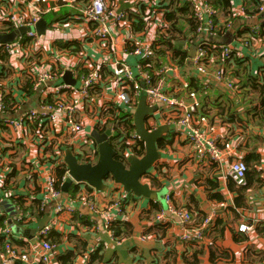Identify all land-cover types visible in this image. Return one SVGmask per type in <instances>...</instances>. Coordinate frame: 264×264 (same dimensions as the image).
Wrapping results in <instances>:
<instances>
[{"label": "crops", "instance_id": "1", "mask_svg": "<svg viewBox=\"0 0 264 264\" xmlns=\"http://www.w3.org/2000/svg\"><path fill=\"white\" fill-rule=\"evenodd\" d=\"M117 1L120 7L129 4L130 9V2ZM240 1L231 0L232 11L236 12ZM72 13V8L68 7L66 16ZM219 14L217 11L215 21L218 22V26L224 27L223 31L207 40L202 37L201 41L204 40V43L212 46L229 45L234 57L239 58V64L233 58L219 63L212 56L214 54L208 55L207 74L199 76L188 57L183 66H179L178 82L176 74L168 73L167 76L174 86L170 96L191 101L192 98L180 91L176 83L181 85V80H186L188 85H191V91L196 93L193 100L198 103L197 113L205 118L203 126L220 132L229 143V148L226 149L220 163L196 157L188 141L187 129L167 123V119L171 117L169 108L154 103V112L147 118L149 128L164 125L167 126V130L163 139L157 143L160 158L149 170L148 176L143 177L142 182L148 183L150 188L157 192V199L136 197L126 192L128 195L124 202L120 201L124 213H118L114 209L107 212L108 216L116 220L114 222L118 232L116 239L102 228L98 217L90 215L85 205H78L76 208L81 215L64 214L51 230L60 235V241L53 243L55 248L50 254V264H63L61 259L71 253L74 254L71 264H228L237 260L264 264V120L254 115L258 93H254L248 81L250 75H259L261 67H264V36L250 37L251 44L248 47L241 44L246 31L251 26L264 22V17L261 16L262 13L250 18L236 17L237 19H232L227 28L224 24L228 18ZM154 23L157 25L152 24L149 31L141 37L132 32L129 24L113 35L126 41H133L136 38L146 41L160 31L159 25L163 26L158 20H154ZM74 28L81 30L77 31ZM46 29L44 37L40 39V54H36L37 49L32 47L17 50L13 56L6 57L7 59L0 57V99L7 104L12 117L35 107L43 100L53 98L43 89L33 88V77L39 67H51L54 72H63L61 81L75 87H79L81 81H75L71 71L81 73L100 58L109 61L120 59L133 71L137 70L138 58L126 50L132 45L128 44L123 50L119 48L112 51L109 41L105 43L89 37L86 23L66 26V34L63 35L69 38L67 44L58 42L61 39H57L59 37L55 34L59 33H50L56 32L53 31L51 24L47 23ZM193 45L188 46L189 56L195 53ZM73 49L76 52H71ZM102 68V77L77 113V119L88 132L87 136H81L89 142L82 144L83 138L75 135L73 142L66 145V148L77 155L78 160L83 154V147L84 151L97 149L95 141L88 136L97 127L93 115L106 119L115 109L123 110L118 103L109 102L110 96L120 89L122 83L115 80L111 66ZM219 69L225 70L223 82H217L214 77V72ZM66 71H70L68 79L74 80V84L63 79ZM204 80H208L210 88H202ZM229 82L233 84L234 89L227 87L226 83ZM64 95L66 99L73 101L77 94L65 92ZM119 120L114 121L119 123ZM37 128V125L30 122H26L19 131L6 126L0 127V202L7 198L17 208L16 199L22 197L25 200L24 206L27 207L32 200L44 197V180L39 171L45 164L46 155L53 151L54 145L65 141V134L62 128H53V125L48 124V127L46 125L41 127L44 132L39 137ZM130 150L131 154H126L129 148L124 150V155L138 156L131 148ZM235 158H241L247 163L248 172L244 185H235L229 179L230 163ZM54 167L53 165L50 168L52 175ZM73 185L74 183L69 186L67 192L60 186L62 199L67 200L68 193L77 191L78 188L75 191L72 189ZM121 188L123 189L121 185L112 181L101 191L94 188L89 190L94 193L97 204L105 207L117 199L121 194ZM166 196L171 198L175 207L190 213L196 223L201 222L204 217H212V224L205 228V235L201 241L183 240L181 237L183 230L177 224L178 218L167 211L169 204ZM53 206L54 202L48 201L41 218L34 216V220L30 222L28 220L23 225L17 222L18 226L22 229L35 228L44 217L52 215ZM0 211L1 215L5 216V225L11 226L7 211L5 209ZM24 213L22 214L26 217ZM160 213L162 219L158 218ZM78 217H81V220ZM89 218L94 219V228L86 224ZM240 225L250 228L242 232L238 228ZM36 235L29 232L27 237H24L13 232V238L23 240L25 244L22 246L12 244L31 252L40 245ZM235 241L245 242L246 247L244 249V246L240 247L234 253L232 246ZM92 254L101 258H96L90 263ZM39 263L44 264L35 259L26 264Z\"/></svg>", "mask_w": 264, "mask_h": 264}, {"label": "built area", "instance_id": "2", "mask_svg": "<svg viewBox=\"0 0 264 264\" xmlns=\"http://www.w3.org/2000/svg\"><path fill=\"white\" fill-rule=\"evenodd\" d=\"M132 3L131 8L133 10H138L139 8L145 7L146 11L152 6L153 0H126ZM190 5L193 13V17L197 24L196 28V38H195V53L193 56H189L188 60L193 68H195L197 75L203 76L207 74L206 62L208 61V52L204 46V37L206 40L212 38L219 31H223L224 27L218 26L215 21L217 10L213 8L212 0H184ZM117 0L110 2L109 0H0V35H4L15 31L20 27L25 28V33L22 35H16L11 42H0V57L1 55H6L11 57L15 54L17 50L29 49L35 47L39 51L40 39L43 36L37 34L35 30V25L40 18H43L45 14L54 13L57 14L61 11V7L66 6L72 8V14L56 20L51 23L53 31L50 33L58 36L57 39L68 40L66 34L67 25H81L82 23L87 24L89 37H92L100 42H110L111 50L115 51L121 48V50L126 49L128 44L132 45V48L127 50L129 54H132L138 58L137 70L128 66L126 63L120 59H114L109 61L105 58H100L94 65H91L83 70L81 73L76 71H71L73 79L80 80L81 85L79 87L71 86L69 84L63 83L61 81V76L63 72H54L51 67H39L33 77V88L43 89L53 98L50 101H41L37 103L35 107L26 109L22 114L15 117L11 116V111L7 104L0 99V127L6 126L14 131L21 130L26 122H30L37 125V132L39 137L43 134L44 130L42 126L48 124L53 125V128L60 127L63 129L65 134V141L54 145L53 151L46 155L47 162L49 157H53L52 153L57 155L59 160L62 158L64 152L68 150L66 145L71 144L75 135L79 137L87 136L84 129V125L81 121L77 119V113L82 103H84L90 96L91 90L94 89L95 85L99 82L102 77V67L111 66L113 76L115 80L119 83L120 89L115 91L113 95L110 96V103H118L123 107V112L132 114L135 110L138 98L141 95H146L147 104L153 106L155 103L164 105L168 107L171 113V117L167 119V123L177 124L188 131V141L193 149V153L199 159H208L213 162H218L222 160L226 149L229 148V143L225 141L224 136L213 128H205L203 123L205 118L197 113L198 103L193 100L196 96L194 91H191L186 80H181V85L179 90L184 92L185 95L188 94L191 101L186 99H179L177 97L170 96L173 92V84L168 79V73L176 74V79L178 82L179 76L178 71L180 70L179 65L172 59L169 50L166 51L167 57H165V62L159 67L155 68V73H150L143 69L142 61L149 59L153 56V44L159 36L160 31L154 33V36L144 41L138 38L133 41H126L125 39H120L114 36V32H120L122 28L129 24L128 13L125 9L121 8ZM246 4L243 0L240 1V6L237 8L236 12L232 11L237 17H245ZM258 13L261 14L264 11V0H261V4L258 7ZM162 14L156 13L154 20H158L161 23ZM231 18L225 22V26L228 28L231 24ZM154 21L150 24L149 29ZM159 29H164L165 27L159 25ZM147 29V31L149 30ZM60 32H58V31ZM47 29L45 30V32ZM259 24L250 27L249 32L255 36L258 35ZM49 33V32H47ZM147 33V32H145ZM245 33L244 36H248ZM62 35V36H61ZM143 36V35H142ZM62 37V38H60ZM243 41V38L241 39ZM74 45V44H72ZM190 44L186 40H183L182 47L188 48ZM29 48H26L28 47ZM212 47L215 48V45ZM224 59L231 56L232 49L229 45L220 46ZM189 49V48H188ZM38 54H40L38 52ZM212 57V56H211ZM140 58V60H139ZM214 77L217 82H223V69L216 70L214 72ZM229 89H234L232 83H226ZM211 84L208 80H204L202 83V88H210ZM202 91V90H201ZM76 93V98L71 101V99H66L64 93ZM102 100V99H100ZM99 100V101H100ZM105 102V101H104ZM162 105V106H163ZM100 105V107H102ZM102 110V109H101ZM197 113V114H196ZM93 120L97 127L94 129L100 133H103L106 129L111 131V136L115 132V126L124 133V135H130L131 141L127 142L129 144V152L131 154L130 145L135 144L137 140V135L135 130L124 131L125 126L121 121H124L128 116L121 118L119 123H109L108 120H112L107 117H98L96 114L93 115ZM58 125V126H55ZM107 125V128L101 132L99 128H103ZM40 126V128H39ZM1 130V129H0ZM208 130V131H207ZM126 132V133H125ZM72 133V134H69ZM90 136V133L88 134ZM110 136V137H111ZM82 137V138H83ZM120 140V139H119ZM55 142V141H54ZM88 140H82V144H88ZM61 145L65 146V151L61 148ZM83 147V160H79L82 163H94L97 160V149L92 148L88 151H84ZM72 151V150H71ZM137 155V154H136ZM137 157H140L139 155ZM64 163V162H63ZM57 164V162H56ZM247 164L241 158H235L234 161L230 163L228 176L235 182L236 185L245 184V176L247 172ZM68 177V171L62 177L64 182ZM62 182V183H63ZM112 182L111 179H106L105 183L108 185ZM78 185V189L75 193H68L67 200L62 199L63 194L61 190L57 189L55 186V181L52 173L46 172L43 182L44 197L40 200L41 209L44 210L48 201H53V212L49 215L48 223L36 232V236L40 240V245L38 248H33L31 252L24 251L14 244H6L0 250V264H6L11 261H20L24 263H29L32 259L35 261H40L44 264H50L51 257L50 254L53 252L55 245L51 244L46 240L48 233L57 224L59 218L66 214L68 216L81 215L79 210L76 208L78 205H85L90 211V215L93 217H98L101 220V226L111 233L112 237L115 238L110 230L111 224L116 220L113 217L108 216V210H115L118 213H122L123 209L121 207V199L126 197V192L121 188V194L116 200L109 203L105 207H100L95 198L94 193L89 190L92 189L86 182H75ZM114 192V190H112ZM120 199V200H119ZM168 202L167 211L171 215L178 218L177 224L181 226L183 233L181 237L184 241L198 242L204 238L205 228L212 224V217L207 216L202 219L201 222L196 223L192 218V215L179 207H175L172 203L171 198L166 196ZM18 216L17 222L26 221L30 222L34 220V216H24L21 213V209L17 206ZM124 213V212H123ZM1 215V211H0ZM159 219H162V213L158 215ZM89 223H92L91 228H94V219L89 218ZM195 223V224H194ZM239 231L245 232L250 227L246 225H240ZM5 236H11L13 231L10 225H5L2 230ZM116 239V238H115ZM19 262V263H20Z\"/></svg>", "mask_w": 264, "mask_h": 264}, {"label": "trees", "instance_id": "3", "mask_svg": "<svg viewBox=\"0 0 264 264\" xmlns=\"http://www.w3.org/2000/svg\"><path fill=\"white\" fill-rule=\"evenodd\" d=\"M243 1L246 4L245 18H248V17L250 18L255 15L259 16V13L257 10L261 4V0H243ZM152 3L153 4L151 8L148 9V11H146L144 6L142 8H139L138 10H133V7L131 8V6L129 9V4L122 5L121 7L126 9L128 13V22H129L130 29L132 30L134 34L136 33L140 37L142 35H145L146 34L145 32L149 31V30L147 31V29H149L151 20L152 18H154L156 13L162 14L161 23L165 27V32L161 33L160 35L157 34L159 38L152 45L153 46V56H151L149 59H145L142 61L143 69L153 74L155 73V68L159 67L165 62V57H167L166 55L167 50L170 51L171 57L177 63V65H179L180 67L183 66V64L187 61V58L189 57V53H188L189 49L182 47V42L183 40H186L188 44H195L194 42H195V38L197 35L195 31L197 28V24L193 17V13L190 8V5L184 0H153ZM212 4H213V8L219 11L220 13L219 15H222L229 19L230 18L235 19L237 17L232 12L231 0H212ZM67 13H68V7L63 6L61 7V11L59 13L57 14L48 13V14H45L43 18L46 20L48 24H51V22H54L63 17H66ZM247 29L248 28H246V30ZM249 30L246 32H249ZM219 33H221V31H219L217 34ZM246 34L248 36L247 37L243 36L242 37L243 41H241V44L244 47L250 46L251 44L250 37L255 36L252 33H246ZM257 36L258 37L264 36V22L259 24V31H258ZM58 42H61L62 44H67V41L62 40V39L59 40ZM204 46L207 49L208 55L214 54L212 56L215 58L216 62L221 63L224 61H229L230 59L233 58L236 61V63L239 64L238 62L239 58L234 57V52L231 53V56L229 58L224 59L223 54H221L222 50L220 48V45L215 44V48H213L212 45H209L208 43L207 44L204 43ZM131 48L132 47H128L127 50ZM71 52H76V50L73 49L71 50ZM6 57H7L6 55H1V58L7 59ZM224 74H225V70L223 71V76ZM248 81L251 84L252 86L251 88L254 90V93L255 92L258 93V103H256L254 107V110L256 111L254 115L255 116L258 115L261 120H264V67H261L259 75H254V76L250 75L248 78ZM50 100L51 99L49 98L46 101H50ZM110 115H107V117H110L112 120L107 119L108 124L109 123L113 124L115 122L114 121L115 119H121V118L128 116L126 120L121 121L123 125L125 126L124 131L134 130L132 114L129 115L128 113H124L121 108H117ZM118 125H120V123ZM106 128H107V125L103 128H99V131L103 132ZM121 137L122 139L119 140ZM109 141L112 147L118 153L117 158H123V156L121 155L122 154L121 152L126 150L129 147V144L126 141L124 133L119 129L118 126H115V132L109 138ZM130 147L137 155H142L144 153V143L138 137H137L135 144L130 145ZM80 159L83 160V157L81 156ZM254 159H256V157H254ZM49 161L53 163V165L55 166L54 167L55 169L52 172L54 176L55 186L57 189H59L63 182L62 177L65 174L67 167L65 163L60 161L58 156L55 154L53 155V157H50ZM229 179L233 182V184H235V182L231 178ZM73 186L74 187H72V189L75 191L78 188V185L74 184ZM40 200L39 198L32 200L31 204L27 207L24 206L25 200L22 197L21 198L17 197L16 202L18 204V207L21 209V212L22 213L25 212L24 213L25 215L32 216V214H35L33 216H36L37 218H41L45 213V209L44 210L41 209ZM122 201L124 202V198L121 199V202ZM78 219L81 220V217H78ZM4 221H5V216L0 215V229H1L0 248H3L6 244H12V243H16L21 246L24 245L25 243L23 240L22 241L15 240L12 235L5 236L3 234L2 230L5 227ZM18 224L23 225L24 221H19ZM86 224L91 228L92 223H89L88 221H86ZM115 225L116 223H112L110 227V230L112 231V234L114 237H116L118 234L117 230L115 229ZM46 240L50 242L51 244H53L54 242L60 241V235L58 233L50 231V233H48L46 237ZM49 240H51L52 242ZM96 258H101V256L98 257L96 254H92L90 256L89 262L92 263L93 261H95ZM73 259H74V254L71 253L66 258H62L61 261L63 264H71ZM17 264H26V263L20 262Z\"/></svg>", "mask_w": 264, "mask_h": 264}, {"label": "water", "instance_id": "4", "mask_svg": "<svg viewBox=\"0 0 264 264\" xmlns=\"http://www.w3.org/2000/svg\"><path fill=\"white\" fill-rule=\"evenodd\" d=\"M264 17V11L261 14ZM47 23L44 18H40L35 25L38 35L45 34ZM25 33V28L20 27L13 32L0 35V42H11L16 35ZM195 49V46H192ZM70 71H66L63 79L74 84V80L69 81ZM154 112L153 106L147 104L146 95H141L137 101L133 112V126L136 135L144 143V154L141 157L134 155H124L123 158H117V151L112 147L109 138L111 131L106 129L103 133L96 131L91 132L90 136L97 146V160L94 163H82L78 160L77 155L68 149L64 152L63 162L68 171V177L63 182L61 189L68 191L69 186L75 182H86L95 190L101 191L106 187V179H111L114 183L121 185L125 192L132 193L136 197L145 199H157V192L152 190L148 183L142 182L143 177L148 176L149 170L155 165L160 158V152L157 147L159 140L167 130V126L159 125L153 129L149 128L147 118ZM126 154L128 152L126 151ZM119 156V155H118ZM120 157V156H119ZM0 209L6 210L9 215L11 228L15 234H22L27 237L30 232L34 235L43 228L48 222V215L35 228L22 229L17 224L18 210L12 205L9 199H3L0 202ZM20 261H9L6 264H17Z\"/></svg>", "mask_w": 264, "mask_h": 264}, {"label": "rangeland", "instance_id": "5", "mask_svg": "<svg viewBox=\"0 0 264 264\" xmlns=\"http://www.w3.org/2000/svg\"><path fill=\"white\" fill-rule=\"evenodd\" d=\"M152 23V22H151ZM153 24H155V26L157 25V23H153ZM74 30H77V31H80L81 29L80 28H74ZM82 31L84 32L85 30H84V27H82ZM164 31V29H160V32H163ZM165 32V31H164ZM26 48H29V46L28 47H26ZM30 49V48H29ZM39 52V51H38ZM38 52H36V54H38ZM31 58H33V57H31ZM47 58V56L45 57V60H47L46 59ZM69 134H72V133H69ZM125 138H126V141L127 142H130L131 141V138H130V135H129V133H128V136L126 135L125 136ZM122 139V137L120 138V140ZM61 148L63 149V150H65V146L64 145H61ZM51 167H53V163H51L49 160L47 161V162H45V164H44V166L42 167V169H40V174H42V176H43V180H44V174L46 173V172H50V168ZM244 246V247H243ZM240 247H243V249L246 247V244H245V242H241V241H235L234 242V245L232 246V250H233V252L234 253H236L237 252V250L240 248ZM237 259H239V256L237 255ZM228 264H259V263H252V262H241L240 260H237L236 262L234 261H231V262H229Z\"/></svg>", "mask_w": 264, "mask_h": 264}]
</instances>
